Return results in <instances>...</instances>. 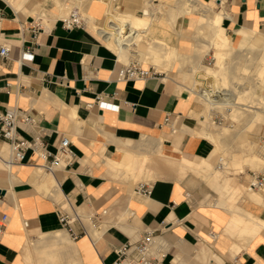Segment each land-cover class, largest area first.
Returning <instances> with one entry per match:
<instances>
[{"label":"crops","instance_id":"obj_1","mask_svg":"<svg viewBox=\"0 0 264 264\" xmlns=\"http://www.w3.org/2000/svg\"><path fill=\"white\" fill-rule=\"evenodd\" d=\"M193 2L202 8L181 15L182 0H84L83 11L96 26L107 20L110 8L135 17L149 9L153 39L170 46L169 68L139 62L158 74L122 80L119 70L138 62L139 52L123 56L91 25L64 29L69 0H0V43L10 48L0 61V110L26 111L37 124H19L23 137L38 136L55 151L67 136L75 154L71 165L44 173L31 150L23 163L8 164L10 147L0 140V220L6 219L0 264H111L117 247L146 230L155 231L156 246L166 253L162 264H264V229L251 235L247 228L249 215L264 220V195L249 190L243 174L215 179L177 166L186 160L211 168L219 158L215 142L203 136L209 129L194 117L202 110L197 94L186 85L190 72L208 67L199 62L213 53L206 36L213 48L217 32L244 46L251 42L249 33L264 36V0ZM214 14L222 17L217 28ZM37 21L33 36L29 28ZM27 48L32 60L20 61ZM164 53L169 54L158 52L160 61ZM182 61H192L193 70ZM98 97L117 109L89 107ZM214 131L216 144L225 146L228 135ZM246 156L233 154L231 163ZM151 172L155 180L141 181L151 182L152 194H136L132 178ZM61 195L81 214L82 224L71 228L84 233L75 239L59 222ZM236 215L244 223L241 232L233 227Z\"/></svg>","mask_w":264,"mask_h":264},{"label":"bare ground","instance_id":"obj_2","mask_svg":"<svg viewBox=\"0 0 264 264\" xmlns=\"http://www.w3.org/2000/svg\"><path fill=\"white\" fill-rule=\"evenodd\" d=\"M193 1L192 0H182V13H181V15L191 14L193 12L196 13V11L198 9L202 8L201 5H197V4H199V2L198 3L196 2L197 3L196 4ZM148 10H146L145 16L143 15L144 14V11H145V9H144L143 10V14H141V15H143V17H135V16H131L129 14H120L116 10H114L113 8H110L109 9L108 18H107V20H106L105 23H106V25H108L107 24L108 23V20H110L111 22H113V24H115L117 26V29H118L117 34H118V36L120 35V32H122L124 29H129L128 37H126V38H128V40L124 42V45H122V43L124 41V38H118V36L115 35L116 33L114 31H111V30H115V28H111L110 26H108L110 32H112V33H110L111 35L109 36V39L114 43V45L118 49L119 53H121L123 56H126V55L129 56L128 53L131 50H136V52H137L138 51V47H140L141 44H145V46L147 48L145 50H146V52L149 55L152 56V57L150 56L152 58V60L153 61H160L159 60V54H158V52L162 50V53H163V51H165V48L162 47V45H165V44L161 43L160 41H155L153 39H150V37L147 38L145 36L148 33V30L150 29L149 27H150V24H151V21H152V17L150 15L151 12L149 13ZM202 10H205V9H202ZM198 14L200 15V13H198ZM210 15H211V12H210ZM214 15H215L214 16V19L215 20L212 19L213 22H211V23H213L214 24V27H216L215 25H218L219 24L220 19L222 17H220L219 15L217 16L216 14H214ZM208 18H209V15H208ZM201 21L203 22L204 19H201ZM207 22H210V21H207ZM89 25H91L92 28L95 31H97V32H98V30L100 28H102L101 26H96L93 23L92 18H90V20H89V17H88L87 26H89ZM124 25H126V27H124ZM206 25L207 24L204 25L203 29H207L208 28V27L205 28ZM138 27H142V28H138ZM211 27L213 28V26H211ZM197 29L198 28H196V30ZM203 29H202V31H203ZM216 30H214L213 33ZM199 31L200 30H198V32L197 31L196 32L199 33ZM240 32H241V30H240ZM202 33H201V35H202ZM214 35H215L214 36L215 37V40H214V49H215V52H216L217 55L231 56L230 58H231V61L233 63H235L237 60H239L241 58V56H243V55L245 56L244 59H246V61L247 60L257 61L256 62L257 63V65H256V73L252 75L253 76V79H250L249 80V83H250V89L249 90L251 92L250 93V96H249L250 102L247 101V97H246V94L248 93V90L247 89H248L249 86L247 87V89H246L245 86H243V87H245V89L243 88L242 90H239V87H238L239 84L238 83L235 84V82L230 87H228L229 85L225 86L226 85V84H224L225 82H223L222 84H219V85H216V83L214 82L215 79L213 77H215L222 70H227V69L229 70L231 64H233V63L227 62L225 60V58H227V57H223V59L221 60L222 62L219 61V62H221L220 65L219 66H216L215 68L214 67L213 68H211V67H204V68H198V69L196 68V71L193 73L194 74V78H193L194 81L192 83L191 88H193V91H195V93L197 94V97L200 100H203V103L205 102L206 105L210 104L212 106V109H215V108L216 109L217 108L225 109L227 107H235L236 109L246 110V107H247L248 111L252 112L251 114H253V116H252L253 121L255 119V121L257 120V123L259 122V123H263L264 124V98L261 95L255 94L256 93L255 90H261L264 87V36L259 35V34H255V33H249V36L251 37V42H250L249 45L244 46V45L239 44V43L231 44L229 42V39L225 35L218 34V32L216 34L214 33ZM196 36H199V35L197 34ZM210 39H211V41H213L212 38H210ZM211 44H213V43H211ZM165 47H166V45H165ZM200 47H201V45H200ZM168 53H169L168 54L169 58L170 57L173 58L171 56L170 50L168 51ZM164 55H165V53H164ZM165 57H166V55H165ZM215 57L216 56H214V58ZM220 57H222V56H220ZM217 60H218V58H217ZM171 62H173V61H169L168 62L169 63L168 64V68L170 67ZM246 63H248V62H246ZM242 65H244V64H242ZM248 67H249V65H248ZM245 68L246 67L244 66L243 72L245 71ZM160 71H161V69H160ZM230 72H231V70H230ZM237 75H234L233 74L232 77H235V79L238 77L237 81H239V82H241V79H243V80L247 79L246 77L242 76V75H245L244 73H241V76L242 77H239L240 75H238V76ZM201 76H203L204 79H200ZM206 76H209V78H210V79H208L209 81H206V79H205ZM222 76H223V74H222ZM224 77H225V72H224ZM210 82H211V84H210ZM234 90H237V91L234 92ZM239 100H241V101L242 100H246L248 103H251V104L250 105H246L244 107L243 104H245V103H243V102L240 103ZM241 105H243V106H241ZM203 106H205V105H203ZM208 118H210V117L208 116ZM205 119L207 120V118H205ZM210 121H211V119H210ZM204 127H206V129L208 128L209 130H207L206 132H204L203 133V136H205L209 140L210 139L213 140L215 142V144L216 143L218 144V142H219V139H218L219 136H218V134H216L215 132H214L215 134L212 133L213 130L209 128L210 125H207L206 124ZM202 131H204V130H202ZM244 133H246V132H244ZM233 141L234 140H232V142ZM223 143H222V145H223ZM219 145H221V144H219ZM131 159L132 158L130 156H126L124 158V161L126 163H131L132 162ZM137 160H139V159H137ZM245 161H249L251 164L254 165V167L255 166L264 165V144H261V146H258L256 149H254V148L251 149V152H249L248 155L245 157ZM144 162H146V161L143 159V163ZM61 163H64V161H61L60 164ZM140 163H142V161ZM173 164H175V163H173ZM179 164L180 165H177V166H179L180 168L187 169V170L191 169V170H194V171H200V172H202V174H205V175L208 174V171L207 170L210 168L206 164H205V166H195L194 164H192L191 162H188L186 160H182ZM46 175L50 177V178H48L49 180H52L51 179L52 177L50 175H48V174H46ZM148 175L150 176V174H148ZM151 175H152V172H151ZM214 178L217 179L218 176L216 175ZM253 185L254 184H252V186ZM253 188L254 187H251L250 186L249 187V190H252ZM255 194H257L258 196H260V193H258V192H255ZM240 219H242V218H240ZM240 219H239V216L238 215H236V217L233 216V222H234L233 223V227L234 228H238L239 231H240V229H239L240 227L239 226L241 224L242 225L244 224V223H242L243 221H241ZM244 219H245V222H246V219L247 218H244ZM248 219L250 221H247V228L251 231L250 232L248 230L249 234L254 235L257 231H260L261 229H264V220L263 219L258 218V217H255V216H251V215L248 216ZM241 234H243V232Z\"/></svg>","mask_w":264,"mask_h":264},{"label":"built area","instance_id":"obj_3","mask_svg":"<svg viewBox=\"0 0 264 264\" xmlns=\"http://www.w3.org/2000/svg\"><path fill=\"white\" fill-rule=\"evenodd\" d=\"M1 16V14H0ZM88 17L86 14L74 8L66 17L61 21L62 27L66 30L73 28L90 29L87 26ZM100 22L102 25L98 33L102 38H109L111 35L108 26L115 28L114 31L118 36L117 26L108 20ZM126 27V25H124ZM40 28V22L37 21L29 29L33 36ZM129 29H124L120 32L118 38H124V42L128 40ZM10 48L6 44L0 43V61H5L8 58ZM33 53L30 49H25L20 54V61L32 60ZM158 72L153 68L145 69L139 62L130 61L123 64L119 70V78L122 80H133L147 77L156 76ZM96 105L98 108H110L117 109L116 105L108 104L101 98H96L92 104H88L89 107ZM23 124L25 126L35 125L37 121L32 118L26 111L17 109H5L0 110V140H3L9 144L11 156L8 160V164H21L24 162L27 151L31 150L36 156L42 160L41 167L47 173H53L56 170L63 169L72 164L75 154L71 148L70 138L67 136L62 137L59 145L55 151L49 150L44 141L40 137L35 136L32 138L23 137L18 131V125ZM64 161L63 167H58L60 162ZM218 169L223 168L221 162L217 165ZM251 187L262 189L264 188V175H258L255 178V184ZM152 184L149 181H140L135 185L134 192L142 197H148L152 194ZM66 207H60L59 222L69 232L72 238H77L84 233L82 229L81 233H74L72 231V224L74 222H80L81 214H78L76 209L69 203H66ZM6 225V219L0 220V229H3ZM116 258L111 264H162L166 253L162 247L156 246V235L154 230H146L144 234L137 240L129 241L121 244L115 249Z\"/></svg>","mask_w":264,"mask_h":264},{"label":"rangeland","instance_id":"obj_4","mask_svg":"<svg viewBox=\"0 0 264 264\" xmlns=\"http://www.w3.org/2000/svg\"><path fill=\"white\" fill-rule=\"evenodd\" d=\"M69 1H70V3L62 15L63 17H66L67 14L74 7H78L80 9V11L82 12V14H85V12L83 11V8H82L84 5V0H69ZM37 10H39V9H37ZM160 13L164 14V12L162 10H160ZM89 20H90V17H89ZM138 28H142V27H138ZM145 36L147 38L150 37V39H153V36H152L150 29L148 30V33ZM200 36L205 37L206 31L203 30V33H202V35L200 34ZM206 39L210 42V48L213 50V53L208 56L207 61H205V62L200 61L201 66H208L211 68H213V67L215 68L216 66L220 65L223 57H227V58H225V60L227 62L233 63L231 61V58H230L231 56L217 55L215 52V49L211 45L210 38L208 36H206ZM164 43L166 44V42H164ZM108 44L111 48L114 49L112 44H110V43H108ZM145 47L146 46L138 47V52L140 55L137 59L138 62L150 63V64H154V65L156 64V66L159 70L162 68L163 64H165L166 67L168 66V64H169L168 62L170 61V58L168 55H166L164 61L163 60L162 61H153L152 59H150L149 54L145 53L146 52L145 49H147ZM162 47L165 48L166 51L170 50V46H168L167 44H166V47H165V45H162ZM213 56H216L215 57L216 59H214ZM220 56H222V57H220ZM217 58H218V60H217ZM244 58H245V56L243 55L235 63H233V64L230 63L231 66H230L229 70L228 69L222 70L213 78L215 79L214 82L216 83V85H219V84H222L223 82H225L224 83V84H226L225 86L229 85L228 87H230L235 82V84H237V83L239 84L238 85L239 90H242L243 88L245 89V87L247 89V87L249 86L247 89L248 93L246 94V97H247V101L250 102L249 96H250L251 92L249 90L250 89L249 80L253 79L252 75L256 73V65H257L256 62L257 61H252V60L246 61V59H244ZM123 60L125 62H127L126 58H123ZM219 61H221V62H219ZM191 62L192 61H185V62L182 61L181 64L182 65L184 64L185 66H187L191 71V69L193 70V66H192ZM246 62H248V63H246ZM242 64H244V65H242ZM248 65H249V67H248ZM244 66L246 68H245V71L243 72ZM230 70H231V72H230ZM195 71L196 70H194V72ZM224 72H225V77H224ZM241 73H244L245 75H242V76L246 77L247 79H245V78H244L245 80L241 79V82H239V81H237V79H238L237 76L240 75L239 77H242ZM222 74H223V76H222ZM233 74L234 75L238 74L236 76L237 77L236 79H235V77H232ZM193 76H194V74H192L190 72L186 78V85L188 87L192 86V83L194 81ZM200 79H204L203 76H201ZM205 79H206V81H209L208 79H210V78H209V76H206ZM210 84H211V82H210ZM243 86H245V87H243ZM237 90H234V92ZM255 92H256L255 94H257V95H260V94L264 95V89L263 90H255ZM194 96H195L196 102L198 104H200L202 107L200 114L194 115L196 122L200 125V128H202L203 125L205 126L207 124V125H210V129L216 130V131H218L219 129H222L221 132L228 135L226 137V141L224 142L225 146H219V145L215 144L216 145L215 146V148H216L215 154L217 156H219V158L216 161V163L211 166L210 171H208V174L211 173L212 175H217L219 178L227 177L230 174L234 175V176H236V175L238 176V175L243 174L246 177L247 187H248V184H255L256 176L264 175V165L254 167L253 164H251L249 161H245L244 159H242V161H241L242 164L240 162H239V164H232L231 163V156L233 154H237L238 157H243L245 155H248V153L251 152V149H253V148L256 149L258 146H261V144H264V124L259 123V122L257 123V120L255 121V119L253 121V119H252L253 114H251L252 112L248 111L247 107H246V110L236 109L235 107H227L225 109H222V108L216 109L215 108L214 110H212V106L210 104L207 103L208 105H206L205 102L203 103V100H200L197 97V95L194 94ZM247 101L246 100H242V101L239 100L240 103L241 102L245 103V104H243L244 107L246 105L251 104V103H248ZM203 105H205V106H203ZM243 105H241V106H243ZM208 116L210 118H208ZM205 118H207V120ZM210 119H211V121H210ZM244 132H246V133H244ZM232 140H234V141L232 142ZM4 151H6V152L5 153L3 152V156L6 157L8 154V148ZM145 161H147V158H145ZM219 162H221L223 164L222 169L217 168V165ZM44 173H47V172H44ZM248 173H249V175H248ZM148 174H150V176ZM148 174L142 175L140 173L139 175L133 177L132 178V185H135L136 183H138L141 180H155L154 175H151V173H148ZM255 189L257 192L264 195V188L259 189L256 187ZM57 200L59 202H61L60 205L62 207L67 206L62 195ZM79 212H83V211L80 209Z\"/></svg>","mask_w":264,"mask_h":264}]
</instances>
